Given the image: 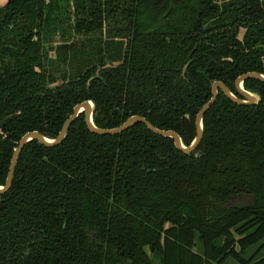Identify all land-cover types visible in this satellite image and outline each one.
I'll return each instance as SVG.
<instances>
[{"label": "trees", "instance_id": "16d2710c", "mask_svg": "<svg viewBox=\"0 0 264 264\" xmlns=\"http://www.w3.org/2000/svg\"><path fill=\"white\" fill-rule=\"evenodd\" d=\"M249 72L264 0H5L0 186L19 140L56 138L79 103L98 128L137 115L189 146L212 84L239 97ZM243 87L258 103L218 91L190 154L143 123L97 135L83 113L58 145L28 142L0 194V264H264V81Z\"/></svg>", "mask_w": 264, "mask_h": 264}, {"label": "water", "instance_id": "95a60500", "mask_svg": "<svg viewBox=\"0 0 264 264\" xmlns=\"http://www.w3.org/2000/svg\"><path fill=\"white\" fill-rule=\"evenodd\" d=\"M186 66L187 65H185L183 67L182 74H184ZM249 78H254L257 80L264 81V75L257 73V72H249V73H245L243 75L238 76L237 79L235 80L234 86H235V90H236L237 94L239 95V97L234 95L220 81H216L212 84V87H211L212 96H211L210 100H208L199 109V111L196 114V117H195L196 134H195L193 141L191 142V144L189 146H185L182 143L180 136L176 132H174L172 130H160V129L154 127L151 123H149L144 117L137 116V115L129 117L125 122H123L118 127L110 128V129L98 128L94 125L93 119H92V113H93V109H94L93 102L92 101H84L82 103H79V104L74 106L72 113L65 120V122H64V124H63V126H62V128H61V130L58 133L56 138L49 139L37 131H32V132L26 133L19 140V143L14 148L13 154H12L11 159H10L8 174H7L5 183L3 186H0V194L6 192L12 184V179H13L15 167H16V164L18 161V156H19L21 150L23 149V147L28 142H30L31 140H36L45 146H56V145H58L64 139L70 125L75 121V119L81 113L84 114V120H85V123H86L88 129L97 135L103 136V135L120 134L123 131L127 130L131 125H133L136 122L143 123L147 127V129L150 130L151 132H153L154 134H157L159 136L166 137V138H171L174 142V146L179 151L183 152L184 154H190L193 151H195V149L198 147V145L201 142V139L203 136V124H202L203 116L209 110V108L215 103L216 98L218 96V91H221L228 99H230L232 102H234L238 105L253 106V105L258 103V101H259L258 96L255 93H252V92L245 90L243 87V82ZM196 156H198V153L196 154Z\"/></svg>", "mask_w": 264, "mask_h": 264}, {"label": "rangeland", "instance_id": "374dc122", "mask_svg": "<svg viewBox=\"0 0 264 264\" xmlns=\"http://www.w3.org/2000/svg\"><path fill=\"white\" fill-rule=\"evenodd\" d=\"M5 2V0H0V4H2V3H4ZM243 33H244V29L243 28H240V30H239V35H238V38L239 39H241V37L243 36ZM51 55L53 56L54 55V53L52 52L51 53ZM57 76H58V74H57ZM235 199V198H234ZM236 200V199H235ZM237 201V203L238 204H240V205H244V199L242 198V196H240L239 198H238V200H236ZM225 264H232L231 263V261L229 260L228 262H226Z\"/></svg>", "mask_w": 264, "mask_h": 264}]
</instances>
